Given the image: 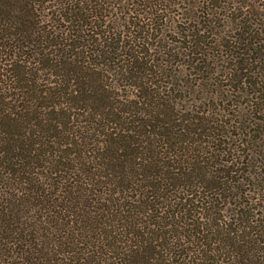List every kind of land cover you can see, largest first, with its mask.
I'll return each mask as SVG.
<instances>
[{
    "label": "trees",
    "instance_id": "1",
    "mask_svg": "<svg viewBox=\"0 0 264 264\" xmlns=\"http://www.w3.org/2000/svg\"><path fill=\"white\" fill-rule=\"evenodd\" d=\"M0 264H264V0H0Z\"/></svg>",
    "mask_w": 264,
    "mask_h": 264
}]
</instances>
